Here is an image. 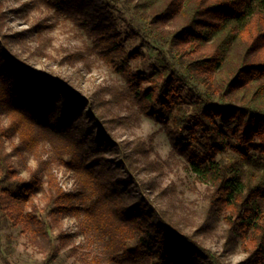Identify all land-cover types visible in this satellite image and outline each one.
I'll return each instance as SVG.
<instances>
[{
    "label": "trees",
    "instance_id": "trees-1",
    "mask_svg": "<svg viewBox=\"0 0 264 264\" xmlns=\"http://www.w3.org/2000/svg\"><path fill=\"white\" fill-rule=\"evenodd\" d=\"M85 1L92 0L47 4L85 14ZM130 6L175 51L183 70L164 54L151 72L140 70L143 52L128 43L141 32L122 30L105 3L84 19L96 50L126 80V88L112 91L114 100L128 99L162 123L173 149L211 188L204 218L187 235L161 215L148 191L154 183L145 181L136 157L143 149L117 141L109 129L110 99L79 94L65 79L33 69L1 39L0 205L13 225L46 237L53 222L76 217L106 264H222L220 254L195 238L222 217L228 237L249 254L244 263L264 264V0H137ZM5 15L0 0V23ZM32 29L13 38L41 34L45 25ZM74 58L69 53L59 63ZM14 136L18 142L8 151L6 139ZM13 151L36 157L39 167L29 179L20 177ZM52 163L73 173L74 191L60 185ZM10 182L14 189L5 187ZM39 192L48 199L50 222L34 201Z\"/></svg>",
    "mask_w": 264,
    "mask_h": 264
},
{
    "label": "rangeland",
    "instance_id": "rangeland-1",
    "mask_svg": "<svg viewBox=\"0 0 264 264\" xmlns=\"http://www.w3.org/2000/svg\"><path fill=\"white\" fill-rule=\"evenodd\" d=\"M48 1L2 0L6 15L0 23V39L7 43L14 56L33 69L65 79L79 94L89 96L98 93V96L110 99L106 105L114 119L109 129L117 141L143 149L136 157L145 169L141 173L145 181L154 183V187L151 185L148 190L154 204L171 225L191 235L210 206L212 190L197 179L184 157L173 149L162 123L145 115L128 99L115 97L114 100L112 91L126 88V80L96 50L95 37L84 18L93 15L105 3L122 30L140 31L141 36L128 43L130 48H139L143 52L144 61L139 59L140 70L151 72L162 54L183 70L177 54L169 44L157 38L147 19L134 13L130 3L137 0L85 1L86 8L81 10L85 13L83 15L77 9L75 14L58 10L47 4ZM75 1L79 5L82 3L81 0ZM40 22L45 25L41 34L34 31L18 39L13 38L14 34L24 33ZM69 53H75L73 64L59 63ZM199 89L204 92L203 86L200 85ZM116 96H119L118 92ZM213 103L223 104V101L214 98ZM4 123H8L5 115ZM16 142L18 137L15 136L6 139L7 150L12 151ZM12 159L20 177L25 179H29L31 171L39 167L36 157L30 152L19 155L13 151ZM50 167L66 191L75 190L72 172L57 163ZM10 184L4 185L14 189L15 183ZM45 188L47 190V183ZM34 201L43 219L50 222L45 193L39 192ZM31 209L30 205L26 207L27 211ZM47 230L49 237L32 230L23 231V225H13V219L0 205V264H106L94 241L79 232L76 217L65 216L57 223L53 222ZM195 238L212 252L220 254L222 264H243L249 257L241 249L239 239L228 237L222 217L215 220L206 234L201 233Z\"/></svg>",
    "mask_w": 264,
    "mask_h": 264
}]
</instances>
